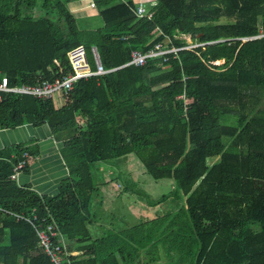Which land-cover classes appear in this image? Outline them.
I'll return each mask as SVG.
<instances>
[{
    "label": "trees",
    "instance_id": "16d2710c",
    "mask_svg": "<svg viewBox=\"0 0 264 264\" xmlns=\"http://www.w3.org/2000/svg\"><path fill=\"white\" fill-rule=\"evenodd\" d=\"M73 1L0 0V81L61 80L78 46L92 69L91 48L103 69H116L77 81L61 107L1 97L0 129L48 125L69 175L57 195H39L10 179L36 147L0 149V264H53L20 214L55 223L68 255L62 264H133L163 235L175 264H264V0H154L150 18L136 16L133 0H91L100 25L76 18ZM185 36L198 46L184 49ZM157 44L177 51L124 66L132 51ZM130 156L153 180L172 182L162 201L177 210L170 222L169 213L148 222L129 246L107 250L112 242L90 233L95 165Z\"/></svg>",
    "mask_w": 264,
    "mask_h": 264
},
{
    "label": "crops",
    "instance_id": "0c3cea01",
    "mask_svg": "<svg viewBox=\"0 0 264 264\" xmlns=\"http://www.w3.org/2000/svg\"><path fill=\"white\" fill-rule=\"evenodd\" d=\"M133 1L136 6L142 4L145 8L147 7L144 5L145 2L150 4L154 2V0ZM91 4V0H76L69 3L68 8L76 18H94L96 11ZM63 103V98L60 96L54 100L56 107H61ZM19 144L35 146L36 154L29 158L28 172L18 175L16 179L17 185H29L39 195H57L61 182L68 178L69 175L60 154L62 142L55 139L50 127L45 124L38 127L25 124L15 129H0V149ZM111 171L110 168L106 175H112ZM117 187L120 190L122 187L124 188L123 184L120 183L116 184ZM112 188V181L110 183L108 178H103L102 182L99 183V191L95 195L91 206V238L92 240H97L106 237L108 242L110 241L113 244V247L108 246L107 250L117 251L118 248L125 247L124 244L129 246L130 243H133L134 238H136L135 240L140 238V234L144 231L143 227L147 226L148 222H153L167 213L170 214V222L173 212L177 210V206H174V211L170 209L171 211L166 212H164V209L160 210V212L159 210L157 211L158 206H132L131 208L127 206L128 209H125L126 206H111V198L114 200L123 199L122 195L113 192L114 189ZM120 195L121 197L119 198ZM105 197L109 199L107 204L104 203ZM106 216L107 218L105 219ZM156 234H154L155 238L157 237ZM164 236L157 237L152 245L140 249L139 259L135 260L133 264H175L167 245L162 241ZM154 244L155 249L152 253L147 254L146 250L153 247ZM73 253L76 254L77 252ZM116 257L120 261L118 253H116Z\"/></svg>",
    "mask_w": 264,
    "mask_h": 264
},
{
    "label": "built area",
    "instance_id": "2783aa9c",
    "mask_svg": "<svg viewBox=\"0 0 264 264\" xmlns=\"http://www.w3.org/2000/svg\"><path fill=\"white\" fill-rule=\"evenodd\" d=\"M154 4V3H152ZM93 6V4H91ZM135 14L138 17H151V13L142 5L136 6ZM247 39H243L246 41ZM198 46L192 45L191 43L184 47V49H192ZM177 49H163V46L157 44L153 49L147 51L146 53H141L139 51H132L130 54V61L124 66L133 65L136 67L143 66L149 59H156L170 52H175ZM91 53L94 60L95 68L92 69L89 65L85 50L82 46L71 48L67 57L71 66V71L63 77L61 80H55L53 82H41L36 85H19V86H9L6 77H2L0 81V100L3 95L5 96H30L34 99H52L53 101L58 97H63L67 92H69L73 85L81 80L87 79L93 76H101L108 72L114 71L116 69L105 70L100 64L98 54L95 48H91ZM22 160L17 163L13 169V173L10 179L16 180L19 172L25 167L26 160L30 157L27 153H23ZM1 210V209H0ZM8 213V212H7ZM17 220H25L36 230V235L38 239L39 246L42 248L43 252L49 257L53 264H62L68 255L65 253L63 256L64 248V238L58 232L57 227L53 221L48 223L46 219H38L33 216L29 218L23 214L14 215Z\"/></svg>",
    "mask_w": 264,
    "mask_h": 264
},
{
    "label": "rangeland",
    "instance_id": "374dc122",
    "mask_svg": "<svg viewBox=\"0 0 264 264\" xmlns=\"http://www.w3.org/2000/svg\"><path fill=\"white\" fill-rule=\"evenodd\" d=\"M144 5H148V2H145ZM95 18V17H94ZM92 23V25L101 24L98 17H96L93 21L86 20L85 25ZM88 25V24H87ZM186 42L189 44L192 43L188 36L183 37ZM222 61L216 62V64H221ZM130 158V159H129ZM129 158H118L114 161L115 166L111 165H95V173L97 176V182H102L103 178H108L109 182L113 183V188L116 194H121L123 199H113L111 198L110 204L111 206H126L125 209L129 206H158L157 211L163 210L166 211H174L175 203L169 200L162 201L163 196H167L172 191V182L170 180H153L150 176H148L142 167V165L138 162V160L130 156ZM111 168V174L106 175ZM99 171V172H98ZM102 171V172H101ZM124 173H129L128 175H123ZM118 182H122L126 187L128 185V192L124 190H120L119 187L116 188V184ZM129 183V184H128ZM124 186V187H125ZM111 189V190H112ZM119 196V198L121 197ZM126 196V198H125ZM105 202L107 204L108 200L105 197ZM155 205V202H158ZM171 209V210H170ZM107 216L105 217V219ZM134 219V218H133Z\"/></svg>",
    "mask_w": 264,
    "mask_h": 264
}]
</instances>
